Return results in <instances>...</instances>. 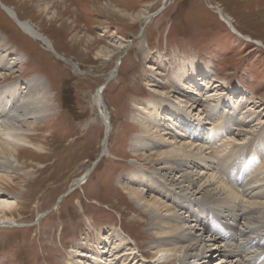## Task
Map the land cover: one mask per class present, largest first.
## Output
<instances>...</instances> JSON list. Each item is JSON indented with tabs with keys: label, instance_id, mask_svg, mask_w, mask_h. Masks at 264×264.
Instances as JSON below:
<instances>
[{
	"label": "rangeland",
	"instance_id": "1",
	"mask_svg": "<svg viewBox=\"0 0 264 264\" xmlns=\"http://www.w3.org/2000/svg\"><path fill=\"white\" fill-rule=\"evenodd\" d=\"M63 1L0 0V54L8 51L10 61L24 56L13 72L0 71V88L16 83L24 88L27 80L39 76L53 95V113L30 132L38 135L34 143L42 142L44 149L23 146L22 152L35 163L26 167L31 177L14 179L15 187L0 193V201L19 203L12 218L0 225V264H66L74 246L85 249L89 240L110 234L126 238L121 228L149 261L151 237L143 222L148 218L121 180L139 165L155 168L154 161L132 151L134 137L145 130L135 114L153 97L160 100L150 79L160 76L177 83V69L191 66L201 79L199 98L205 97L209 80L218 81L210 94L216 95L220 109L225 105L220 113L231 114L229 122L218 112L220 120L209 126L216 127L221 143L237 134V120H252L249 128L264 136V0H68L71 5L56 6ZM97 1L112 5L102 10L104 4ZM3 4L32 23L54 48L26 32ZM46 4L52 6L50 12L58 11L56 20L39 13ZM87 37L94 38L93 44H87ZM107 45L111 53L98 54ZM107 80L105 106L99 108L93 99ZM245 101L250 105L246 110L241 107ZM101 112L112 131L106 153L94 166L108 131ZM258 159L264 165V158ZM91 168L85 183L75 187L74 180ZM204 231L210 237L212 231ZM125 241L133 245L129 237ZM229 246L225 249L237 251L240 238ZM242 257L251 259L245 251ZM219 258L210 252L203 262L213 264Z\"/></svg>",
	"mask_w": 264,
	"mask_h": 264
},
{
	"label": "bare ground",
	"instance_id": "2",
	"mask_svg": "<svg viewBox=\"0 0 264 264\" xmlns=\"http://www.w3.org/2000/svg\"><path fill=\"white\" fill-rule=\"evenodd\" d=\"M98 3L104 4L102 10H108L112 5ZM60 5L62 8L71 3L64 0L56 6ZM51 7L46 4L39 13L53 21L59 13L57 10L50 12ZM10 10L8 13L26 32L54 48L32 23L20 20L17 13ZM146 20L148 23L150 19ZM93 39L87 37V44H93ZM110 47H100L98 54H110ZM8 53L0 54V71L13 72L24 61L21 54L10 61L6 59ZM195 70L193 72L188 65L177 69L174 75L179 83L166 82L160 76L157 79L151 77V85L159 89L154 96L160 100L153 97L135 114L145 130L134 137L132 151L136 156L143 153L146 159L154 161L155 168L151 171L146 165L138 164L140 167L125 174L121 183L128 187L123 188L148 218L141 222L147 225L151 237L152 259L146 261L137 241L121 228L133 245L126 242L125 237L98 236L94 241L89 240L85 249L74 246L66 264H204L206 254L210 252L220 257L213 264H264V165L255 161L260 158L261 162L264 158V136L249 128L252 120H237L234 123L237 134L221 143L216 127L209 126L219 119L218 112L220 118L225 116L229 122L231 114L220 113L225 105L220 109L216 95L210 94L215 85L218 87V81L209 80L205 97L199 98L196 93L201 79L197 78ZM194 81L197 82L195 85L192 84ZM185 86L190 90L186 91ZM105 88L97 90L93 99L99 108L105 105ZM52 96L48 83L39 76L27 80L24 88L19 83L0 88V193L14 188V179L30 176L31 171L26 167L34 161L29 153L22 152L23 146L44 149L42 142L34 143L38 135L30 132L35 131L37 122L53 113ZM174 96L176 99L172 100ZM248 106L247 101L241 105L245 110ZM101 113L110 134L112 128L108 117ZM227 132L234 131L227 129ZM108 141L109 137L105 141V153ZM89 170L82 178L74 180L76 185L83 184ZM13 197L17 198V195ZM18 207L16 199L1 200L0 225L12 218L13 210ZM205 229L212 231L210 237L205 235ZM237 238L241 241L237 251L225 249ZM244 251L251 259L244 260Z\"/></svg>",
	"mask_w": 264,
	"mask_h": 264
},
{
	"label": "water",
	"instance_id": "3",
	"mask_svg": "<svg viewBox=\"0 0 264 264\" xmlns=\"http://www.w3.org/2000/svg\"><path fill=\"white\" fill-rule=\"evenodd\" d=\"M3 7H4L5 9H7V10L9 9V7H8V6H5L4 4H3ZM163 9H164V8H161V9H160L155 15L159 14ZM10 11H11L12 13H16L13 9H11ZM218 11H219L221 17H222L224 20H225V18H227V20H225V21L228 23L229 27H230L233 31H236V29H235V27H234L232 21L230 20V18L226 17V15H225L220 9H218ZM54 52H55V51H54ZM55 54L60 58V56H59L56 52H55ZM110 78H111V77H110ZM107 82H108V80H107V81L105 82V84H103L98 90H99V91H102V89L105 88V87L107 86ZM104 106H105V105H104ZM107 121H108V123L110 124V121H109V120H107ZM108 134H109V133H106L105 141H106V139H107V137H108ZM105 141H104V145H105ZM104 148H105V147H104ZM104 148H103V151H102V153H101L99 159L96 160L94 166L96 165V163H97L99 160H101V158H102L103 155L105 154V152H104V151H105ZM94 166H93V168H94ZM93 168L90 169L89 174L91 173V171H92ZM89 174H88V175H89ZM88 175H87V176H88ZM87 176H86V177H87ZM73 185H74L75 187L78 186V185H76V182H75V181L73 182ZM66 195H67V193H65V194L62 196L61 199H63ZM59 202H61V201H59ZM45 214H47V213H45ZM45 214H43V215H45Z\"/></svg>",
	"mask_w": 264,
	"mask_h": 264
}]
</instances>
